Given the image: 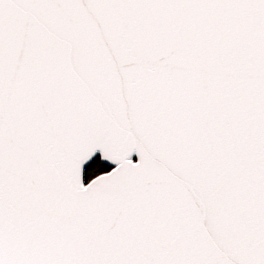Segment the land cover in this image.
Here are the masks:
<instances>
[{
	"label": "snow or ice",
	"instance_id": "6c2138e0",
	"mask_svg": "<svg viewBox=\"0 0 264 264\" xmlns=\"http://www.w3.org/2000/svg\"><path fill=\"white\" fill-rule=\"evenodd\" d=\"M0 264H264V0H0Z\"/></svg>",
	"mask_w": 264,
	"mask_h": 264
}]
</instances>
